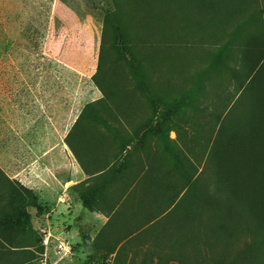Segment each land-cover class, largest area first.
Listing matches in <instances>:
<instances>
[{
    "label": "rangeland",
    "instance_id": "1",
    "mask_svg": "<svg viewBox=\"0 0 264 264\" xmlns=\"http://www.w3.org/2000/svg\"><path fill=\"white\" fill-rule=\"evenodd\" d=\"M49 2L36 0L15 23L5 22L0 5V208L32 217L0 233V249L10 250L0 264H264V226L249 208L261 199L237 201L216 184L217 152L229 144L223 178L245 192L243 177L251 174L257 182L248 186L264 190V143L251 172V152L264 142V0H86L94 15L84 0H62L70 8L64 20L73 13L74 20L46 45ZM57 6L60 22L65 6ZM104 18L105 65L114 71L106 99L92 81ZM120 45L144 59L149 89L173 101L162 122L174 140L151 138L144 151L136 144L128 151L143 157V169L150 159L165 168L162 183L149 184V197L164 207L133 238L121 235L140 229L137 217L120 216L96 236L88 223L70 221L65 200L55 202L50 190L59 185L66 197L67 149L83 166L98 159L104 169L155 115L134 91ZM18 48L25 60L7 61Z\"/></svg>",
    "mask_w": 264,
    "mask_h": 264
},
{
    "label": "crops",
    "instance_id": "2",
    "mask_svg": "<svg viewBox=\"0 0 264 264\" xmlns=\"http://www.w3.org/2000/svg\"><path fill=\"white\" fill-rule=\"evenodd\" d=\"M37 1H39L38 4L42 3V0ZM35 3L36 0H0L5 22L15 23V21L22 19L26 14L27 7H33ZM59 4L65 6L64 11L61 12L60 18L62 20L60 22L57 20V5ZM49 5L51 6V11L49 12L47 23L46 45L52 44L54 32L57 31L58 28L68 30L70 29V25H72L71 20H74V13L70 15L71 20H64L63 16L65 12L68 14L70 8L69 5L64 4L62 0H50ZM76 10L80 13L84 12L81 5L77 6ZM86 16L87 19L90 18L89 14H86ZM86 25L87 24H84L83 28L91 35L92 29L90 28L88 31V28L85 27ZM13 44L12 46H19V42ZM7 55V61L13 64L25 60V57H20L19 48L17 52L14 49H9ZM169 135L166 140H174L172 137H169ZM147 143L140 145L130 137L124 139L122 145L118 148L117 157H113L112 160L111 158H109L108 161L105 160L106 168L104 169H101L104 162L101 163L98 159H95L93 162L85 163L83 166L76 159L74 154L67 149V152L64 153L66 159L65 168L69 174L66 184L64 186L61 185L66 197H61V194L57 192L60 189L59 185L51 186L50 190L55 192V202H58L56 199L59 198L65 200L61 207L63 208L62 210L65 211L66 216L71 218L70 221L74 222L79 220L81 225H86L88 223L91 229L96 231L97 236L105 229L104 227L109 222L115 221L120 216H127L128 219L130 217H137L138 225L136 228L140 229L135 234L125 233L121 235L123 238H133L137 236L141 229H143L142 226L146 223L145 220L147 219L148 221L153 219L156 213L160 212L164 207V203L161 200L162 198L149 197L150 182L162 183L164 178L163 172L165 168L163 160L150 159L149 168L147 165H144L145 169H143V157H134L131 154L128 157V151L134 144H136V146L138 145V147L144 151L147 147ZM119 166H121V169H118ZM130 171H132V174ZM133 183L134 185H132ZM78 186L80 190L76 192L75 195L71 192V189ZM131 192L132 194L135 192L134 195L139 197L136 199L137 201L135 203H132L129 198ZM83 199H86V202H84ZM58 205H60V203H58ZM155 207L156 209H154ZM73 230L76 232L79 231L77 227L73 228Z\"/></svg>",
    "mask_w": 264,
    "mask_h": 264
},
{
    "label": "trees",
    "instance_id": "3",
    "mask_svg": "<svg viewBox=\"0 0 264 264\" xmlns=\"http://www.w3.org/2000/svg\"><path fill=\"white\" fill-rule=\"evenodd\" d=\"M85 1V6L89 10V12L93 14L92 9L89 7L88 3ZM104 22V29H103V38L99 53V61H98V67L97 71L92 77V81L96 85V87L100 90V92L104 95L105 99L110 96L111 88H113L112 84L110 82H113V69L112 67L107 72L106 65H105V56L109 51V48L106 46V37L108 36L110 29L109 26L106 24V18L103 20ZM130 47L120 45L119 51L116 52L119 53L121 51H127L126 53L130 56L129 60L127 61L128 70L130 73V77L133 82L134 91L141 97L142 99H145L151 104L152 110L154 111L155 115H152L148 120L144 121L143 123L139 124L132 132V140L136 141L140 145H144L148 142L150 138H157L159 140H166L168 139V133L171 131V126H165L162 120L165 119V116L167 113H170V102H166L162 96H160L156 91H151L149 89V85L147 84L146 80L144 79L142 75V68H143V58H137L136 56H133L132 51H130ZM258 76H255V79H257ZM187 100L189 98H186ZM183 102V101H182ZM182 102L179 106L182 108L184 107ZM180 109V107H179ZM173 114H176L179 112L178 109H173L171 111ZM156 116V117H155ZM155 117V121L154 120ZM257 130V129H256ZM223 134H226V127H223L219 135L222 136ZM258 134V133H257ZM257 134L254 136L255 139H257L260 135L257 136ZM231 137H238L236 133H232ZM264 141V139H263ZM220 143V139L218 141ZM258 146L256 149L251 152L252 156V163L254 164V169L251 171L255 174V168L259 166V150L261 148V144L264 142H261L258 140L256 142ZM218 146V145H217ZM229 144L225 145L224 147H221V149H218L217 152V176H216V184L219 190L226 191L229 193L230 197L237 200V199H243L246 195H251L252 197H258L260 198L261 202L257 201L256 204H251L252 200H249V208H252L255 211V216L257 221L262 224L261 226H264V190H259V188H250L248 186L252 183L253 187L256 184L257 181H255V177L251 174H247L243 177L244 179V188H246L245 192H241L238 189H236L234 186H232V182H228L226 179L223 178L222 171L226 168L228 165H232L230 162L228 156H229ZM231 168V167H230ZM234 182L236 183V177H234ZM249 189V190H247ZM84 202H86V199H83ZM248 198H245L244 202H247ZM240 201V200H237ZM86 205V204H85ZM263 212V213H262ZM32 219L31 215L28 213H15L12 211V209H8V211L4 214L2 213V208H0V233H3L5 231H10L14 228L19 227L22 224H26L30 222ZM4 250L0 249V253H4V255H7L10 250L9 248H3ZM6 264V263H4Z\"/></svg>",
    "mask_w": 264,
    "mask_h": 264
}]
</instances>
